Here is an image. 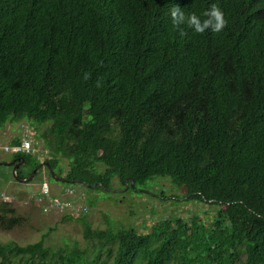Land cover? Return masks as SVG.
<instances>
[{"label":"trees","instance_id":"obj_1","mask_svg":"<svg viewBox=\"0 0 264 264\" xmlns=\"http://www.w3.org/2000/svg\"><path fill=\"white\" fill-rule=\"evenodd\" d=\"M212 4L221 33L173 26L171 7ZM10 122L42 128L67 186L169 178L218 210L148 233L84 222V247L0 244V264H264V0H0Z\"/></svg>","mask_w":264,"mask_h":264},{"label":"rangeland","instance_id":"obj_2","mask_svg":"<svg viewBox=\"0 0 264 264\" xmlns=\"http://www.w3.org/2000/svg\"><path fill=\"white\" fill-rule=\"evenodd\" d=\"M40 131L42 128L37 129L27 122H10L0 129V148L12 145V141L23 136L33 139L37 153L26 156L27 162L18 171L19 179L29 177L37 166L36 157L40 161L46 158L44 146L37 138ZM67 165L66 160L59 158L58 167L53 168L55 176H61ZM44 170H39L30 182L21 183L15 179L9 167L0 166V199L10 201L6 205L0 203V244L25 246L43 239L44 244L54 250L74 243L82 248L86 242L84 222L93 230L124 228L148 233L153 225L164 219H189L195 216L206 219L218 210L215 205L189 199V195L173 185L169 178H154L135 188L140 192L132 188L125 189L116 179L111 182V192L73 185L75 206L76 200L87 206L84 217L78 211L52 209L43 213L42 205L48 201L42 200L37 202L38 205L34 202V197L40 194L42 183L49 186L50 198L61 202L65 200L63 189L66 186L65 182H55ZM205 213L209 214L205 216Z\"/></svg>","mask_w":264,"mask_h":264},{"label":"clouds","instance_id":"obj_3","mask_svg":"<svg viewBox=\"0 0 264 264\" xmlns=\"http://www.w3.org/2000/svg\"><path fill=\"white\" fill-rule=\"evenodd\" d=\"M170 17H171V22L173 24V26L179 28L181 25H184L186 26L188 29H191L194 33H197V34H203L205 33L206 31H210L212 33H221L225 27L227 26V20L225 19V14L224 12L222 11V9L220 7H218L216 4H212L208 10H206L204 13H203V18L200 16V15H197L196 13L192 12V13H186L185 11L181 10L178 6H174V7H171L170 9ZM31 140H32V145L34 147V144H33V139L31 136H28ZM24 138V136L22 137ZM20 138V142H21V139ZM19 142V143H20ZM18 145V144H16ZM11 146H14V145H10V146H7V147H11ZM5 148V147H3ZM3 148H0V152H3ZM5 153V152H3ZM37 153V151H36ZM6 154H12V153H6ZM12 155H17V156H20V155H27V154H12ZM33 154H29L27 156H31ZM46 155V154H45ZM48 156L46 155V158ZM44 158L42 161H40L37 157H36V161L38 162L37 165L39 164H43V166L41 168H39L37 170V172L35 173V175L38 173L39 170L41 169H46L47 171V174L48 176H50L49 174V171L48 169L44 166V163H47L45 161ZM36 168V167H35ZM50 168V167H49ZM51 169V168H50ZM52 170V169H51ZM45 171V170H44ZM53 171V170H52ZM55 174V173H54ZM34 175V176H35ZM51 177V176H50ZM61 178V177H60ZM33 179V178H32ZM64 179V178H62ZM65 180V179H64ZM42 184H46V183H42ZM47 185V184H46ZM74 185V184H73ZM48 186V185H47ZM81 186V185H80ZM49 187V186H48ZM66 188H69V189H73L74 187H70V186H65V188L63 189V193H64V190ZM67 196V197H66ZM5 197V196H4ZM33 199V198H32ZM74 197L72 195H65V200H73L74 201ZM0 203L6 205L7 202H10V201H7V200H3V199H0ZM34 202L35 204L38 205V203L35 201L34 199ZM77 204H80L84 207H86V212H87V206L85 204H82V203H79L78 200H76ZM43 206V205H42ZM52 210V209H51ZM56 210V209H54ZM42 211V210H41ZM61 211V210H60ZM43 212V211H42ZM86 212H83V213H79V214H85ZM44 213V212H43ZM78 214V215H79ZM85 216V215H83Z\"/></svg>","mask_w":264,"mask_h":264},{"label":"built area","instance_id":"obj_4","mask_svg":"<svg viewBox=\"0 0 264 264\" xmlns=\"http://www.w3.org/2000/svg\"><path fill=\"white\" fill-rule=\"evenodd\" d=\"M3 152L12 153V154H35L36 150L32 145V140L29 137H25L21 139V142L18 145H14L11 147L3 148ZM50 190L46 184L41 185L40 194L37 197H34L36 202L48 201V203L43 204L42 211L47 213L51 209L61 210V211H78L79 213L86 212V207L77 204V207L74 204L73 200H64L59 201L57 199H51L49 196ZM73 190L66 188L64 190L65 195H72ZM5 201V199H3Z\"/></svg>","mask_w":264,"mask_h":264},{"label":"water","instance_id":"obj_5","mask_svg":"<svg viewBox=\"0 0 264 264\" xmlns=\"http://www.w3.org/2000/svg\"><path fill=\"white\" fill-rule=\"evenodd\" d=\"M12 164V162H0V165L1 166H10ZM23 164V159L21 160V162L19 164H17V168ZM43 166V164H39L36 166V168L33 169V171L31 172V174L29 175L28 178L26 179H19L18 176H16V172L13 171L12 174L14 175L15 179L18 181V182H30L32 180V178L34 177L35 173L37 172V170L39 168H41ZM44 166L48 169L49 171V174L50 176L52 177V179L55 181V182H66V180L58 177V176H55L54 172L49 168V164L48 163H44ZM70 184H74V185H81V186H84V187H91V188H95L96 187V184H93L92 186H89L87 183L85 182H82V181H72L70 182ZM130 187L133 189L134 188V183L131 181L130 183ZM128 187L126 186L125 189H127ZM106 191H113L112 189H107ZM137 191V190H135ZM137 192H140V191H137ZM208 202H212V201H208Z\"/></svg>","mask_w":264,"mask_h":264},{"label":"flooded vegetation","instance_id":"obj_6","mask_svg":"<svg viewBox=\"0 0 264 264\" xmlns=\"http://www.w3.org/2000/svg\"><path fill=\"white\" fill-rule=\"evenodd\" d=\"M0 162H12V164L10 166H7L10 168V172L12 173L13 171L16 172V176L19 177V169L22 165H24L27 160H24L23 157H20V156H17V155H12V154H6V153H3V152H0ZM4 157H9L8 160H3ZM23 159V164L20 165L18 168H17V164H19L21 162V160ZM1 166V165H0ZM24 178V177H23Z\"/></svg>","mask_w":264,"mask_h":264}]
</instances>
